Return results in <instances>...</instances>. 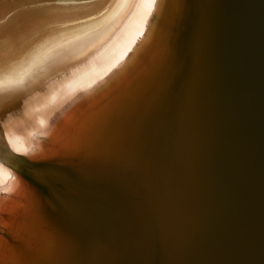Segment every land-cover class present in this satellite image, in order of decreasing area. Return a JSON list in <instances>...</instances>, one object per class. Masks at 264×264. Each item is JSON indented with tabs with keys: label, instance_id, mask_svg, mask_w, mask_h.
I'll list each match as a JSON object with an SVG mask.
<instances>
[{
	"label": "water",
	"instance_id": "1",
	"mask_svg": "<svg viewBox=\"0 0 264 264\" xmlns=\"http://www.w3.org/2000/svg\"><path fill=\"white\" fill-rule=\"evenodd\" d=\"M164 26L4 264H264V0H171Z\"/></svg>",
	"mask_w": 264,
	"mask_h": 264
},
{
	"label": "bare ground",
	"instance_id": "2",
	"mask_svg": "<svg viewBox=\"0 0 264 264\" xmlns=\"http://www.w3.org/2000/svg\"><path fill=\"white\" fill-rule=\"evenodd\" d=\"M170 6L0 0V264L45 206L46 178L60 180L44 164L56 163L76 127L83 135L85 122L150 62Z\"/></svg>",
	"mask_w": 264,
	"mask_h": 264
},
{
	"label": "snow or ice",
	"instance_id": "3",
	"mask_svg": "<svg viewBox=\"0 0 264 264\" xmlns=\"http://www.w3.org/2000/svg\"><path fill=\"white\" fill-rule=\"evenodd\" d=\"M17 83H22V80L21 81H17ZM53 99H55V97H53Z\"/></svg>",
	"mask_w": 264,
	"mask_h": 264
}]
</instances>
